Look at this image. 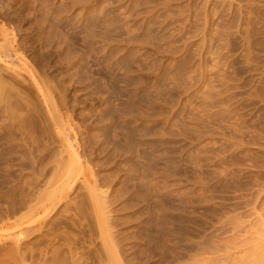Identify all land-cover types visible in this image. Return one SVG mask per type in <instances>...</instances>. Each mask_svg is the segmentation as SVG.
Listing matches in <instances>:
<instances>
[{"label": "rangeland", "instance_id": "obj_1", "mask_svg": "<svg viewBox=\"0 0 264 264\" xmlns=\"http://www.w3.org/2000/svg\"><path fill=\"white\" fill-rule=\"evenodd\" d=\"M0 43L8 48L0 47L1 126L26 112L43 115L44 122L24 121L38 134L34 153L56 155L63 167L71 143L80 169L109 199L104 216L129 241L145 223L173 227L176 208L184 212L189 247L212 234L221 232L214 241L229 237L219 229L234 221L252 225L246 235L237 231L236 241L262 230L264 0H0ZM42 124L48 129L40 135ZM16 146L15 161L0 158V175H12L21 189L25 150ZM46 175L40 189L58 186H48ZM73 180L57 216L65 210L68 223L96 228L83 178ZM6 221L0 237L12 227ZM97 234L91 237L100 245Z\"/></svg>", "mask_w": 264, "mask_h": 264}, {"label": "bare ground", "instance_id": "obj_2", "mask_svg": "<svg viewBox=\"0 0 264 264\" xmlns=\"http://www.w3.org/2000/svg\"><path fill=\"white\" fill-rule=\"evenodd\" d=\"M2 46L3 45L0 43V47ZM3 47H5L6 49V45H4ZM1 49H4V48H1ZM5 49L4 51L6 52L8 48L6 50ZM0 51H3V50H0ZM5 83H8V82H4L3 84ZM9 84L11 83H8V85ZM2 86L4 85H1L0 88ZM1 89L3 90V88ZM0 92L2 93V95L5 94V91L4 93L3 91H0ZM33 112L34 111L30 112L31 114L29 112H26L24 113L23 116L22 115L18 117L15 116L17 118H14L12 116V119H11L12 123L11 122L9 124L2 123V126L0 124L1 126L0 127V158H2L5 161L4 163H7V161H9L11 158L15 157L18 153L12 149L15 148V146L17 145L16 147H18L17 148L18 150H19V147H21V150L23 149L25 150V154L22 153L20 157H21V163H22V160L25 161L24 167H25V170H27V172H25L26 173L25 175H27V179L25 178L26 181L23 183V188L21 189L15 186L14 184L15 180L13 181L11 180L14 183H12L9 180L10 177H13L12 175H9V173H4L3 175L2 174L0 175V178L2 179V180L0 179V185H1L0 191H2L4 194V195L2 194L3 195L2 198L5 199V201H8L7 204L5 203L6 206L4 207H2V205L0 206V221L2 219L4 221V218H5V220H7L6 222L11 221L9 224H11L12 226L10 227L11 229L9 228V230L5 232L7 236L0 237V264H182L183 262L180 263L178 261H182L188 256L191 257V256L199 255L202 253L212 254L213 257L211 256L210 258H207V259H199L197 262L195 261L196 263H193V264H264V223L262 224L263 228L259 233H257L256 230L253 231L254 236H253L252 241H250L248 237L247 239L249 241L247 242L246 240L243 241V240H238V239H237L238 241H236L235 234H237V231H243V233L246 232L244 233V235H246L247 230L252 227V225L251 226L249 225V227L244 226L245 223H243L240 220L238 222L234 221L235 223L232 222V224L228 225V227L222 226L223 225L222 224L221 225L222 227L220 229L218 228L219 231L221 230L223 233L224 232L230 233L229 237L227 238L225 237L223 239L217 238L219 241L217 239L216 241H214L211 239V237L215 235L212 234V236L210 235L211 237H209V239L205 236V239L203 238L202 242L200 243L197 242L196 244H193L191 245V247H189L188 245L183 244V242H185L183 236L185 235L187 236V228L189 227L186 228V219L183 215L184 212L181 208H176V210L180 213L179 215L177 213L175 224H172L173 227L170 226L171 228H165L164 226H160L162 228H159L158 226L159 229H157V226L155 224L145 223L144 227L140 229V234H138V236H135V237L132 236L133 237L131 238L132 241L131 239L129 241L128 236L127 237L125 236L127 233H125L124 235L121 232V230L123 229H120V228L117 229L118 224L114 225L115 224L113 223L114 220H111V219L107 220V218L104 216L105 209H107L108 207L106 206L107 205L106 203L108 202L109 199L108 200L104 199L105 197H102L100 195L101 193L99 194V191L96 189L95 182L91 180L89 177H87V175L84 172L85 169L83 170L80 169V165H79L80 163H79L77 152L75 149H73L71 143H68L67 141L68 138L65 139V141H67V147H68L66 149L67 153L65 152L68 155L67 156L68 158H66L67 163L65 161L66 164L64 163L63 167H61L62 165L60 166L61 169L63 168L62 172H64L65 174L62 172L61 173L58 172L60 167L57 168V165L58 163H61V162H59L60 159L57 160L55 158L56 155L51 156L49 155V153L42 154L43 150L41 152L38 151V153L40 152L39 154L34 153L36 148H33L34 143L32 142L34 140L32 139L33 135L31 136V134L34 131L31 132V134L30 132H27L26 128L29 130L28 128L29 126L27 127L24 126V121L32 117L37 118L39 120V119H42L41 117L43 115L41 116L38 111L36 113L35 112L33 113ZM29 120H32V119H29ZM44 120L46 119L44 118ZM54 121H56V119ZM27 123L28 122H26L25 124L28 125ZM41 126L39 127L41 128V130H38L40 131V133L38 132L40 135L43 134L42 132L44 130L43 127L45 129H48V127H46L45 125L42 127ZM32 128L30 129L31 131H32ZM35 129L36 128L34 127L33 130ZM46 131L49 132L48 130ZM46 131H44V134ZM36 133H37V130L35 134ZM37 135L38 134H36V136ZM34 136L33 138L36 139V136L35 137ZM37 139H38V136H37ZM14 144L16 145L13 147ZM37 150H36V153H37ZM46 158H48L47 162L44 161ZM43 161L46 162V164L48 163L47 165H49L46 167V169L43 168L45 167L44 166L45 164L44 165L42 164ZM68 163H69V166H68ZM65 165L67 167H65ZM9 166L7 164L6 168H8ZM1 169L3 170V168ZM47 173H49V175L51 176L50 179H48L49 180L48 186L54 187V184L59 182L58 186L55 184L56 187H54L52 190H48V188L40 189L41 180L43 176H45ZM62 174H64L63 175L64 178L61 177ZM76 175H79V176L81 175L83 178L82 183L87 189L86 193H88L87 195L88 197L87 196L86 197L88 198L87 200H89L88 204L90 203V205H87L88 208L86 209H89V207L91 208L92 213L91 212L89 213L94 214V217L96 220L95 225L97 226L96 228L95 227L93 228L92 226H90V223L88 224V222L85 224L84 223L82 224L80 222V224L76 223L75 225L72 223L71 224L68 223L69 222V221L67 222L68 217L66 215L64 216V213L67 214V211L65 210L60 211L61 215L63 214L64 216L63 218L61 217V215H59V217L57 216L58 214V211H56L57 206L64 199V196H66V195H63L65 193V188L70 186V189L68 188L69 189L68 191L73 189V186L76 184L75 183L76 181H74L73 179H74V176ZM60 178L61 180L65 179V181L63 180L60 182ZM10 182H11V185L13 184L12 186H9ZM96 190L98 191V193H96ZM86 202L82 201L83 205ZM248 205H249V201L245 204V206H248ZM73 206L76 209L75 211H79V210L80 212L81 210L86 211L84 208L85 205L84 207H82V209H80L81 207H78L77 205L73 204ZM80 212H77V213H80ZM80 214L82 217L83 214L82 213ZM68 216H71V215L69 214ZM83 220H84V217H83ZM61 226L62 227L64 226L65 228L67 227L75 228L76 227L75 229L76 231L74 235H72L73 233H71L70 231H63V230L59 231L58 227L62 228ZM224 227H226L227 229H225ZM200 229L201 227L197 225V229L194 228L192 230L193 231L192 233L197 234L200 231ZM251 229H250V232H251ZM97 230H98L97 233L100 234V240H101L100 245L95 244V239L91 237L97 234V233L94 234V232H96ZM239 234L240 232L238 233V235ZM250 234L249 236L251 237ZM86 237L88 238V240ZM129 237L131 236L129 235ZM249 242H250V246H247ZM239 251L244 252V253H240L241 255L235 256L234 253H236L237 255L238 254L237 252Z\"/></svg>", "mask_w": 264, "mask_h": 264}]
</instances>
